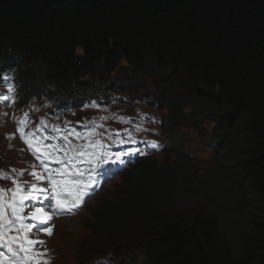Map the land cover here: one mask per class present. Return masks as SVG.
Here are the masks:
<instances>
[{
  "label": "trees",
  "instance_id": "obj_1",
  "mask_svg": "<svg viewBox=\"0 0 264 264\" xmlns=\"http://www.w3.org/2000/svg\"><path fill=\"white\" fill-rule=\"evenodd\" d=\"M14 66L23 96L55 88L60 102L118 89L141 71L170 108L176 148L137 162L100 203L77 264L109 253L134 264H264V0H0V71ZM198 88L227 142L212 166L183 148L182 124L205 135L197 108L174 120L182 92ZM145 199L158 212L119 219Z\"/></svg>",
  "mask_w": 264,
  "mask_h": 264
},
{
  "label": "rangeland",
  "instance_id": "obj_2",
  "mask_svg": "<svg viewBox=\"0 0 264 264\" xmlns=\"http://www.w3.org/2000/svg\"><path fill=\"white\" fill-rule=\"evenodd\" d=\"M24 69L25 68H23L21 71H24ZM23 77L24 76L22 75V73L20 75L19 70H18V84L19 85L22 84L20 83L19 79H22ZM151 84L152 83L149 80H146L144 81L143 86H141L140 88L136 87L135 89V92L137 93L136 98H133V97L131 98V102L134 104L135 107H129L126 104H124L122 107L120 104L110 105V109L112 111L111 113L114 118L113 128L118 127L119 124L122 123V120L119 118V116L126 117L129 114H133L134 109H137L138 106L142 110L145 109L149 111L152 110L153 108L154 109L158 108V110L156 111L154 110L155 111L154 113H157V114L164 113L165 114L166 112L165 106H162L161 108H159L160 105L157 106L159 103H154V100L148 95L147 91H145V90H148ZM126 89H127L126 86H124L123 87L124 94H128V92H126ZM32 91L37 92V94L42 92V90L38 91L37 88ZM185 92H186L185 94L182 92V94L180 95V100H181L180 103L182 105L180 110L182 111V114H178L177 117L174 118V120L180 119L181 117H186L187 114L189 113V109L186 106L194 105L195 108H197V111L202 112V113L205 112L207 114L206 116L208 117L202 118V119L204 121L205 127L207 128L210 134L214 127V122L210 118H213L212 114H213V111H215V108L213 106H210L209 102L201 105L199 103L198 98L196 97V95H198L197 92L196 94L190 90H185ZM20 93L23 94V86H22V89L20 88ZM138 94L143 96V97H140L142 100L141 99L136 100L138 98ZM31 100L33 101L35 100V98H32ZM29 101H30V98H29ZM163 108H165V110H163ZM181 130H182L181 133H183L184 131L188 135V140L185 141V144H186L185 149L189 152V154L191 155V158L195 160V162H197V164H199L202 167L213 164L216 151H213V149L211 148V145L205 144L202 141L201 136L198 133L197 129L191 126L190 120L184 126L182 124ZM226 131L228 132V130ZM220 134H221V131H220ZM229 134H232L231 128H229ZM112 135H116V133L112 131ZM161 139L167 142L163 129H162ZM226 144L227 142L225 140L224 145ZM166 152H167V149L157 154L159 161L162 160L164 156H171L172 154L171 152L169 153H166ZM219 156L220 155H218V158L216 159L215 163H217ZM129 171H131V169ZM129 171L125 172L121 176L112 180L110 183L106 184L104 188L100 191V193L96 196V198L90 201L87 204V206L78 215L65 218L64 220L58 222V229H57L56 235L54 236V238H52L49 244L50 246L56 249V253L59 256L56 264H75L76 263L74 252L77 248V245L83 238H85L89 234L88 230L86 229V224L87 222H90V221H87V218H89L91 214H94V212L99 207L100 203L107 199V196L114 195L115 193L119 192V187L121 185V182L124 179V177L127 176ZM145 173H146L145 171L144 172L142 171L141 176H145ZM137 183H138V179L137 177H134L132 181L129 183V188H131L132 190L133 189L135 190ZM157 183H158L157 180L155 182H152L150 184L151 189H155L154 187L155 185L157 186ZM236 191H238L237 193H241V190L239 188ZM218 198L219 197L216 196L215 199L217 200ZM144 201H145V204L144 203L141 204L139 208L137 209H130L129 211L120 212L119 219H121L123 222L128 221L129 218H130V221L131 220L135 221L136 219V221L138 220L137 222L140 223L142 222V218H141V214L143 212L142 210H144V212H148V214L150 215L152 212L153 214L154 212H158L155 204H147L146 199ZM203 201L204 200L200 198L194 201V203L189 204L188 206L191 209L193 208L198 209L199 208L198 203H202ZM165 208L166 207L163 205L161 209H165ZM115 209L118 210L120 209V207L115 208ZM203 209L205 211L212 210L211 206H205V205H203ZM218 211H219V215H223L227 213V211H222L221 209H218ZM143 224H140V229L142 228ZM121 253L125 254V250L122 249ZM119 259L120 260H118L117 256L115 255L114 261L118 262L119 264H134L133 262L126 261L125 256H123V259H121V255H119ZM144 259H145L144 257H141V259L137 260L135 264H142L144 262Z\"/></svg>",
  "mask_w": 264,
  "mask_h": 264
},
{
  "label": "snow or ice",
  "instance_id": "obj_3",
  "mask_svg": "<svg viewBox=\"0 0 264 264\" xmlns=\"http://www.w3.org/2000/svg\"><path fill=\"white\" fill-rule=\"evenodd\" d=\"M26 118L27 114H25V120ZM18 123H23V121ZM41 124H43V122H41ZM18 130L21 132V138L24 139L23 129L20 128ZM53 130L59 131V129ZM40 131L41 127L38 126L35 131L27 133L28 136H32L36 140L35 148H33V145L29 143V141L25 140V143L28 144L29 148L38 153L39 148L44 147L46 151L63 154L62 160L54 161L57 163H61L63 166L64 171L61 173V178L52 179L51 176L49 177L50 179H52V190L56 193V214H63L65 212L71 214L74 211L78 210L84 203H86V199H90L92 195H94L95 186L99 182L96 177L99 176L103 178V174L101 172H98L97 169L102 168L104 164L124 163V155H131V153H121L117 154L113 159L112 157L108 156L106 152H88L77 150V155L73 156L69 154L72 151L71 148L65 150L62 147L44 145V141L50 138L46 136L42 138L38 137L37 133H39ZM71 135L72 133L69 132L62 137L65 144H70L69 136ZM121 143H124V141H121ZM149 144L152 148L157 147V144L155 142H149ZM90 147L102 148L103 145L94 144ZM85 156L88 157L87 160L83 159ZM77 159H79L80 163H87L91 165V167L87 170L81 169L76 163ZM57 171L59 173L61 170L58 169ZM33 175H35V173H33ZM0 177H3V173H0ZM40 178L41 177H37V179ZM31 187L33 191L28 192L26 195L22 196L20 200H13L11 204H6L0 201V224L7 225L9 228H11L12 225L16 224L19 221H22L24 217L20 215V207H18V205H20L23 200H27L29 197H34L39 191H47L46 189H38L35 184L31 185ZM7 191L9 190L0 189V197H2ZM8 209L11 210L10 214L7 211ZM6 215L9 216V219L7 220L4 219ZM31 219L51 221L53 219V216H50L47 213H43L41 209L38 208L36 212H33L31 214ZM44 230L48 235H51L50 228H45ZM41 243H43V241H33L27 238L21 240V244H27V247L21 246L17 251H13V259H15L17 255L23 253V255H20V261H18L17 264H26V262L27 264H30L28 258L31 257L32 252L35 250V246Z\"/></svg>",
  "mask_w": 264,
  "mask_h": 264
},
{
  "label": "clouds",
  "instance_id": "obj_4",
  "mask_svg": "<svg viewBox=\"0 0 264 264\" xmlns=\"http://www.w3.org/2000/svg\"><path fill=\"white\" fill-rule=\"evenodd\" d=\"M198 95H200V97H205L207 94V91L204 88H198V90L196 91ZM204 114V113H203ZM185 149V148H184ZM223 148L221 149L222 152ZM191 158V157H190ZM220 158V157H219ZM216 160H214L215 162ZM211 165V164H210Z\"/></svg>",
  "mask_w": 264,
  "mask_h": 264
},
{
  "label": "bare ground",
  "instance_id": "obj_5",
  "mask_svg": "<svg viewBox=\"0 0 264 264\" xmlns=\"http://www.w3.org/2000/svg\"><path fill=\"white\" fill-rule=\"evenodd\" d=\"M139 72H140V74H141L143 77H145V76H144L145 73L142 74L141 71H139ZM90 75H91V74H90ZM90 75H89V76H90ZM146 78H150V76L147 75ZM196 160H197V159H196ZM213 163H214V162H213ZM120 176H121V175H120ZM87 204H88V203H87ZM87 204L85 205V207L87 206ZM126 251H128V250H126Z\"/></svg>",
  "mask_w": 264,
  "mask_h": 264
}]
</instances>
